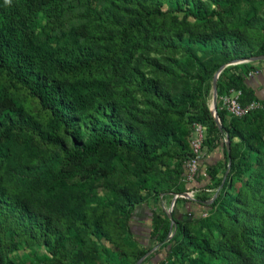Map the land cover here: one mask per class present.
Wrapping results in <instances>:
<instances>
[{
  "label": "trees",
  "instance_id": "1",
  "mask_svg": "<svg viewBox=\"0 0 264 264\" xmlns=\"http://www.w3.org/2000/svg\"><path fill=\"white\" fill-rule=\"evenodd\" d=\"M192 1L147 0L137 17L120 21L118 32L110 35L106 44L95 45V49L88 53L80 47L81 38L89 40L84 32H81L78 41L64 46H55L51 41L38 36L33 25L35 16L40 11L52 12L51 5L58 3L59 0H11L10 4L0 0V87L5 89V91L0 89V168L6 160L3 151L6 150L7 144L13 137L21 135L45 141L57 148L63 162L57 172L43 168L44 171L41 173L31 175L25 170L19 179L22 186L17 190L11 188V184L6 182L0 173V264H5L6 255L10 252L7 239L9 222L14 224L12 228L17 236L31 237L50 247L55 259L70 254L69 235L52 232L48 222L38 220L30 213L28 203L35 193V186L51 180H67L84 168L88 159L118 153L133 157L144 167L142 183L151 168L165 166L168 160L176 158L182 164L184 179V164L191 156L190 137L193 124H201L205 128L204 151L215 149L218 143L223 144L224 137L229 141L230 165L226 176L218 180L221 165L205 171L199 169L192 182L183 181L180 185L170 181H165L166 183L162 185L157 183L152 191L147 190L148 196L154 203L161 200L163 194L175 196L192 190L201 192L213 184L218 187L221 185V190L208 206L200 203L205 201L203 199L175 200V203L183 200L194 209L197 205L199 209H207L205 217L198 218L195 217L198 209L195 211L191 209L192 212L186 215L191 222L201 221L208 224L217 212L220 215L219 224H214L213 227L220 232V239L211 233L209 238L203 240L205 244L202 246L188 236V227L191 223L189 220L183 223L173 212L172 218L152 212L153 226L149 237L153 241L160 240V243L166 241L167 246L171 245V242H167L171 222L178 229L174 235L176 243L170 246L169 258H172V262L168 263L165 259L159 264H264V200H256L247 184L246 190L236 189L237 193L234 196L230 194L232 176L241 177L258 166L255 155L259 154L257 145L260 144V135L264 133V125L260 127L256 120L250 118L252 112L242 118H230L225 112L217 110L221 123L219 129L207 104L201 99L204 84L222 64L247 59L248 56L264 55V41L259 45L255 55L247 54L238 38L226 37L225 33L220 36L219 42L209 37L208 40L201 39L196 46L187 45L185 51L190 57L191 66L187 68L186 75L181 77V81L190 84L191 88L185 86L181 91L172 94L163 91L154 80H148L138 86L140 92L159 102L157 109L160 122L169 125L168 127L148 125L144 133L136 132L132 126L124 123L112 101L109 81L79 78V75L92 69L103 70L115 60L125 61L133 49L135 35L151 19L166 15L167 12L159 9L162 3H170L174 10L182 12L186 9L184 6ZM23 7L26 9L25 13ZM95 17L101 23L106 21L105 15L100 12L96 11ZM201 50L207 55L222 59L223 63L206 64L196 54ZM246 77L240 74L230 78L224 90L240 91L239 102L242 106L252 101H261L255 91L248 86ZM19 94L30 98L38 105L43 114L42 123H37L18 105L15 96ZM190 98L194 102H190ZM181 106L184 107V112H180ZM179 113L189 127L186 130L179 131L173 126L174 117ZM226 118L230 120L227 121ZM83 129H86V132H83ZM85 134L87 138L83 140ZM65 138L70 140V148ZM172 144H176L182 150L157 152L158 148H167ZM222 155L223 167L226 169L227 154L224 146ZM94 174L105 177L108 173L101 171ZM118 196L119 202L113 206L117 215L127 207L147 201L146 198L139 196L132 197L123 189L119 190ZM223 217L233 226L232 229L223 223ZM126 219H131L129 211L126 212ZM70 223L77 235L81 232L91 234L92 227L97 229L96 224H89L86 214L72 213ZM190 246L197 251H189ZM122 247L123 260L119 264H135L145 252L151 250L134 251L130 243L123 244ZM80 249L87 254L95 252L86 244L83 235L80 236Z\"/></svg>",
  "mask_w": 264,
  "mask_h": 264
},
{
  "label": "rangeland",
  "instance_id": "2",
  "mask_svg": "<svg viewBox=\"0 0 264 264\" xmlns=\"http://www.w3.org/2000/svg\"><path fill=\"white\" fill-rule=\"evenodd\" d=\"M146 1L59 0L58 3L51 5L52 12L40 11L35 16L33 25L41 39H47L55 46L73 44L81 38V32H84L89 40L81 38L80 47L84 52L90 53L95 49V45L106 44L108 37L118 32L120 21L137 17L144 9ZM160 6L159 9L167 12L166 15L151 19L135 35L133 49L125 61L115 60L103 70L92 69L79 75L81 79L109 81L116 111L124 123L132 126L139 133H144L148 125L169 126L160 122L157 109L159 102L139 91L138 86L141 83L154 80L163 91L172 94L181 91L185 86L191 88L190 84L181 81V77L186 75L187 68L191 66L190 57L185 51L187 45L196 46L201 39L208 40L209 37L219 42L220 36L225 33L226 37L238 38L247 54L255 55L259 45L264 41V0H193L192 3L184 6L186 9L182 12L174 10V7L167 2ZM25 11L23 7V13ZM96 11L105 15L104 23L96 19ZM196 54L208 65L223 63L222 59L207 55L203 50ZM253 57L257 56H248L247 59L221 65L223 69L216 81L217 101L221 96L233 94L224 90L227 81L236 75L247 76L248 86L258 83L264 86V60L250 61L249 59ZM218 71L219 69L204 84L201 93V99L205 101L209 110H212V81ZM218 86H220L219 93ZM0 89L5 91L2 87ZM259 97L261 99L258 102L259 107L252 111L250 118L256 120L261 127L264 125L262 102L264 93ZM189 100L194 102L191 98ZM15 101L31 115L33 120L42 123L43 114L30 98L19 94L15 96ZM179 110L184 112L185 109L181 106ZM179 114L174 117L173 126L179 131L186 130L189 127L185 118L181 113ZM226 120L229 121L230 118ZM83 132H86V129H83ZM86 138L87 134L83 140ZM65 142L70 148V140L65 138ZM257 149L259 154L255 157L258 166L241 177L232 176V190L229 189L231 196L237 193L236 189L246 190L247 184L256 200H264V133L260 135ZM163 150L178 152L182 148L172 144L167 148H158L157 152ZM204 152L207 154L209 151L205 149ZM3 153L6 160L0 168V173L15 190L21 188L19 179L25 170L31 175H36L44 171L43 168L57 172L63 165L57 148L27 135L13 137ZM143 169L144 167L137 160L124 153L103 154L88 159L84 168L67 180H51L35 186V193L28 203L30 213L38 220L48 222L52 232L69 235L70 254L55 259L50 247L31 237L17 236L13 232L14 224L9 222L7 239L10 252L6 255L5 264H119L123 260L122 245L128 243L134 251L151 249L145 252L139 264H159L165 259L168 263L172 262V258H169L170 246L176 243L174 235L178 229L171 222L167 236V242H171V245L167 246L166 241L163 243H160V240L153 241L148 234L153 226L152 212L165 217L171 209L174 216L184 223L190 221L189 216L186 217L190 209L194 211L198 209L195 212L196 218L205 217L207 209H199L198 205L194 209L191 204L183 200L177 203L175 201L172 205L174 195L168 194H163L162 199L157 202L150 201L147 190L152 191L155 184L162 185L166 183L165 181L176 185L183 184L182 164L177 158L168 160L165 166L158 165L156 168H151L142 183ZM227 170V166L224 169L221 163L219 181L222 176L224 178ZM101 171H106L108 174L105 177L94 174ZM121 189L126 190L132 197L139 196L146 198L147 201L127 207L117 215L113 206L119 202L118 192ZM220 190L221 185L218 187L216 184L201 192L192 190L194 191L192 197L186 200L203 199L205 201L200 203L208 206ZM146 203L151 210L147 209ZM127 211L131 216L130 220L126 219ZM72 213L86 214L89 224H96L97 229L92 227L91 234L81 232L77 235L70 223ZM219 218L220 215L216 212L208 224L190 221L188 236L202 246L205 244L203 240L209 238L211 233L215 238L220 239V232L213 227L214 224H219ZM222 219L229 229L233 228L226 218ZM81 235L95 252L91 251L87 254L81 251ZM188 250L197 251L191 246Z\"/></svg>",
  "mask_w": 264,
  "mask_h": 264
},
{
  "label": "built area",
  "instance_id": "3",
  "mask_svg": "<svg viewBox=\"0 0 264 264\" xmlns=\"http://www.w3.org/2000/svg\"><path fill=\"white\" fill-rule=\"evenodd\" d=\"M231 92H233L232 95L221 96L217 101V110L225 112L228 117L242 118L259 107V103L256 101H252L245 106H242L239 102L240 91L232 90ZM204 135L205 128L201 124L192 125L190 137L191 156L184 164V181L186 183L192 182L200 169V160L204 153ZM193 192L194 191H190L186 193L187 199L192 197Z\"/></svg>",
  "mask_w": 264,
  "mask_h": 264
},
{
  "label": "water",
  "instance_id": "4",
  "mask_svg": "<svg viewBox=\"0 0 264 264\" xmlns=\"http://www.w3.org/2000/svg\"><path fill=\"white\" fill-rule=\"evenodd\" d=\"M250 61H258V60H264V55L262 56H257V57H253V58H250L249 59ZM223 69V67H220L219 68V71L217 72V74L214 76L213 78V81H212V110H210L211 112V115H212V118L214 120V123L216 124V126L221 129V123H220V120L218 118V115L216 113V104H217V86H216V81H217V78L219 76V73L220 71ZM224 146H225V150H226V154H227V169L229 168V165H230V158H229V152H230V144H229V141L225 140V143H224ZM228 170L226 171L224 177L226 176ZM176 198H184V199H187V194L186 193H182V194H179V195H176L173 199V202H172V205L174 204ZM171 209L170 211L167 213V216L169 218H172V215H171ZM143 258L139 259L136 264H139L141 261H142Z\"/></svg>",
  "mask_w": 264,
  "mask_h": 264
},
{
  "label": "crops",
  "instance_id": "5",
  "mask_svg": "<svg viewBox=\"0 0 264 264\" xmlns=\"http://www.w3.org/2000/svg\"><path fill=\"white\" fill-rule=\"evenodd\" d=\"M249 87H251L258 96L261 93H264V86H261L259 83L258 85L254 84V86H249ZM225 140L226 139L224 137L223 144L218 143L215 149L209 151L207 154H205V152L203 153L204 155L202 156V159L200 160V170L201 171H205L206 169L216 167L217 165H221L223 161L222 152H223V146H224ZM147 209L151 210L150 207H148ZM187 212L190 213L192 212V210L190 209Z\"/></svg>",
  "mask_w": 264,
  "mask_h": 264
},
{
  "label": "clouds",
  "instance_id": "6",
  "mask_svg": "<svg viewBox=\"0 0 264 264\" xmlns=\"http://www.w3.org/2000/svg\"><path fill=\"white\" fill-rule=\"evenodd\" d=\"M5 3L6 4H10L11 3V0H5Z\"/></svg>",
  "mask_w": 264,
  "mask_h": 264
}]
</instances>
